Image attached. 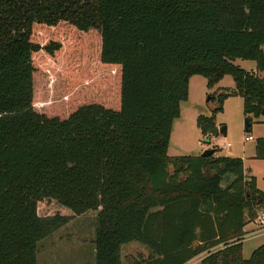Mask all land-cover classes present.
I'll use <instances>...</instances> for the list:
<instances>
[{
  "label": "trees",
  "instance_id": "obj_1",
  "mask_svg": "<svg viewBox=\"0 0 264 264\" xmlns=\"http://www.w3.org/2000/svg\"><path fill=\"white\" fill-rule=\"evenodd\" d=\"M225 75L203 136L228 97L263 115L264 0H0V264H37L40 241L88 216L94 264L130 243L148 256L129 264H264V244L242 256L264 208L242 160L167 156L190 78Z\"/></svg>",
  "mask_w": 264,
  "mask_h": 264
},
{
  "label": "rangeland",
  "instance_id": "obj_2",
  "mask_svg": "<svg viewBox=\"0 0 264 264\" xmlns=\"http://www.w3.org/2000/svg\"><path fill=\"white\" fill-rule=\"evenodd\" d=\"M250 74H256L255 63L236 59L232 62ZM220 89L235 90L232 76L225 75L212 88L208 89L206 79L193 76L188 82V98L180 104L179 117L172 124L167 148L168 157L200 156L205 150H216L217 157L242 160L247 176L256 179L258 190L264 192V161L254 158L256 141L264 138V115L259 118L249 116L251 130L244 131L246 116L243 113V100L239 96L228 97L223 102L222 111L215 114L217 133L203 136L200 134L196 119L202 115L212 116L213 104H206L208 97ZM225 128V135L219 133ZM251 137L252 140H245ZM229 145V146H228ZM214 155V157H215ZM264 214V208L257 212ZM250 230H262L256 219L251 221ZM97 222L95 217H77L66 226L53 233L37 245V264H94V245ZM242 255L249 259L251 253L264 244V235L251 237L243 243ZM220 247V246H219ZM217 247V248H219ZM214 252V251H212ZM123 264L127 259H146L148 250L139 243H130L122 247ZM207 256L199 255L187 264H199Z\"/></svg>",
  "mask_w": 264,
  "mask_h": 264
},
{
  "label": "water",
  "instance_id": "obj_3",
  "mask_svg": "<svg viewBox=\"0 0 264 264\" xmlns=\"http://www.w3.org/2000/svg\"><path fill=\"white\" fill-rule=\"evenodd\" d=\"M216 97V94H214V95H212V96H210V97H208V99H207V101H206V104L207 105H209V104H213V106H215L216 105V103L215 102H212V100L214 99ZM215 107H213V109H214ZM212 109V110H213ZM262 114L264 115V109L262 110ZM251 127V121H250V119L248 118V117H246V119H245V121H244V131L245 132H247L248 130H249V128ZM219 133H221L223 136L226 134L225 133V128L224 127H221L220 129H219ZM214 154V150L213 149H210V150H205L200 156L202 157V158H207V157H209V156H211V155H213Z\"/></svg>",
  "mask_w": 264,
  "mask_h": 264
},
{
  "label": "crops",
  "instance_id": "obj_4",
  "mask_svg": "<svg viewBox=\"0 0 264 264\" xmlns=\"http://www.w3.org/2000/svg\"><path fill=\"white\" fill-rule=\"evenodd\" d=\"M215 156H217V155H215ZM243 167H244V170L246 171L247 170V168L244 166V164H243ZM251 222H249L246 226H245V228H244V236H243V238H242V241H241V243H243L246 239H249V238H251V237H256V236H261V235H264V229H262V230H250V228H251ZM243 245V244H242ZM222 247H219V248H215V249H213L212 251H217V250H220ZM243 256V255H242ZM206 257V256H205ZM204 257V258H205ZM202 261V260H201ZM200 261V262H201ZM122 264H123V255H122Z\"/></svg>",
  "mask_w": 264,
  "mask_h": 264
},
{
  "label": "built area",
  "instance_id": "obj_5",
  "mask_svg": "<svg viewBox=\"0 0 264 264\" xmlns=\"http://www.w3.org/2000/svg\"><path fill=\"white\" fill-rule=\"evenodd\" d=\"M245 140H252L251 137H246ZM229 146V145H228ZM257 223L264 228V214H259L256 218Z\"/></svg>",
  "mask_w": 264,
  "mask_h": 264
}]
</instances>
